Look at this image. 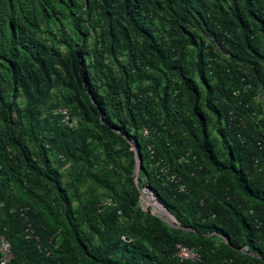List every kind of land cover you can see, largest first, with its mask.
Wrapping results in <instances>:
<instances>
[{
	"label": "trees",
	"instance_id": "1",
	"mask_svg": "<svg viewBox=\"0 0 264 264\" xmlns=\"http://www.w3.org/2000/svg\"><path fill=\"white\" fill-rule=\"evenodd\" d=\"M0 234L9 264H264V0H0Z\"/></svg>",
	"mask_w": 264,
	"mask_h": 264
},
{
	"label": "clouds",
	"instance_id": "2",
	"mask_svg": "<svg viewBox=\"0 0 264 264\" xmlns=\"http://www.w3.org/2000/svg\"><path fill=\"white\" fill-rule=\"evenodd\" d=\"M62 114L63 115H65V121L66 122H68V123H70L71 124V121L73 122V120L68 116V111L67 110H64V111H62ZM144 136L145 137H148L149 136V131L147 130V129H145L144 130ZM133 150L135 151V157H136V170H135V172H136V183L137 184H139V175H137V169H138V167L140 168V170H141V164H142V159H141V157H140V154H139V152L137 151V148L136 147H133ZM169 173H170V171H169V169H167L166 167H162L161 168V170H160V175H164L168 180L169 179H173L174 178V176H171V175H169ZM139 174H140V172H139ZM181 190L182 191H186V188L184 187V186H181ZM144 195H146V196H148V197H151L152 199H153V201L154 202H156V203H158V204H162L163 206H165L163 203H161L158 199H157V197L154 195V193L151 191V189H149V188H142V189H140V199H141V201H140V205H141V208H142V210L143 211H145L144 210V208H146L147 207V209H148V211H145V212H149V213H151V211L152 210H154L155 211V208L153 207V205H151V207L152 208H150V205L149 206H146L145 205V202H144V198H143V196ZM108 204L110 205L111 204V201H108ZM161 206V205H160ZM166 207V206H165ZM162 208V207H161ZM167 208V207H166ZM163 209V208H162ZM168 209V208H167ZM164 210V209H163ZM169 210V209H168ZM165 211V210H164ZM156 213V212H155ZM171 213V212H170ZM152 214V213H151ZM172 214V213H171ZM153 215V214H152ZM159 215V214H158ZM169 215V214H168ZM22 216H25V214H23ZM155 216V215H154ZM159 216H162V215H159ZM156 217H158L157 215H156ZM160 218V217H159ZM161 218H165V219H167L166 217H161ZM160 218V219H161ZM174 219V218H173ZM177 219V218H176ZM25 220H26V222H27V227H26V230H25V232H26V237H27V239H33V236H32V233H33V230H32V224H31V221H30V219H29V217H27V216H25ZM162 220V219H161ZM163 221V220H162ZM174 221H175V219H174ZM178 221V220H177ZM179 222V221H178ZM166 223V222H165ZM171 223H174V222H171ZM175 223H176V221H175ZM167 224V223H166ZM177 224V223H176ZM170 226V225H169ZM180 226H181V223H180ZM171 227V226H170ZM181 228V227H180ZM29 235L31 236L30 238H29ZM2 237L10 244V247H11V254H12V258L10 259V261L7 263V264H9L11 261H12V259L14 258V253H13V249H12V245H11V243H10V241H8L7 240V238H6V236L4 235V234H0V245H1V239H2ZM179 245H182V244H179ZM178 246V245H177ZM186 247H188V246H186ZM190 248V247H189ZM192 249H195V248H192ZM195 250H197V249H195ZM247 250V249H246ZM198 251V253L200 254V256H201V262H199V263H194V264H206L205 262H203V258H202V255H201V253L199 252V250H197ZM177 253V252H176ZM2 258H3V254H2V252H1V250H0V264H2ZM184 263H188V264H193V263H191V262H184Z\"/></svg>",
	"mask_w": 264,
	"mask_h": 264
},
{
	"label": "built area",
	"instance_id": "3",
	"mask_svg": "<svg viewBox=\"0 0 264 264\" xmlns=\"http://www.w3.org/2000/svg\"><path fill=\"white\" fill-rule=\"evenodd\" d=\"M30 237L31 236L29 235V238ZM0 250L3 254L2 264H7L12 258L11 247H10V244L3 237L1 239ZM176 256L177 258H179L181 262H191L193 264L201 262V256L198 253V251L195 249L186 247L184 245L177 246Z\"/></svg>",
	"mask_w": 264,
	"mask_h": 264
},
{
	"label": "bare ground",
	"instance_id": "4",
	"mask_svg": "<svg viewBox=\"0 0 264 264\" xmlns=\"http://www.w3.org/2000/svg\"><path fill=\"white\" fill-rule=\"evenodd\" d=\"M143 198L145 199V205H153L157 214L166 217L170 222H175L174 219L172 221V216L168 215L158 203L153 201L151 197L144 195Z\"/></svg>",
	"mask_w": 264,
	"mask_h": 264
},
{
	"label": "water",
	"instance_id": "5",
	"mask_svg": "<svg viewBox=\"0 0 264 264\" xmlns=\"http://www.w3.org/2000/svg\"><path fill=\"white\" fill-rule=\"evenodd\" d=\"M71 123H72V121H71ZM139 172H140V168L138 167V169H137V175H139ZM159 205H161V207L165 210V212L167 213V214H169L170 216H172L174 219H175V221H176V223L174 222V223H171L168 219H165V218H161L162 216H159L157 213H155V211L154 210H152L151 211V213L153 214V215H157L158 217H160L164 222H166L168 225H170L171 227H173V228H180L181 226H180V222H178L177 221V219H176V217L173 215V214H171L170 213V211L165 207V206H163L162 204H159ZM154 207V206H153ZM144 210L145 211H148V209H147V207L146 208H144Z\"/></svg>",
	"mask_w": 264,
	"mask_h": 264
},
{
	"label": "rangeland",
	"instance_id": "6",
	"mask_svg": "<svg viewBox=\"0 0 264 264\" xmlns=\"http://www.w3.org/2000/svg\"><path fill=\"white\" fill-rule=\"evenodd\" d=\"M144 202H145V199H144ZM146 206H149V205H146ZM150 208H152L151 205H150ZM163 217H164V216H163Z\"/></svg>",
	"mask_w": 264,
	"mask_h": 264
}]
</instances>
